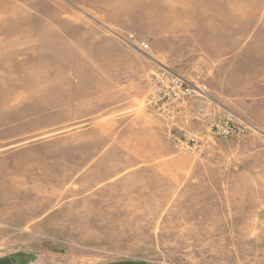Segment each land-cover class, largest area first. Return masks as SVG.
<instances>
[{
  "label": "rangeland",
  "instance_id": "1",
  "mask_svg": "<svg viewBox=\"0 0 264 264\" xmlns=\"http://www.w3.org/2000/svg\"><path fill=\"white\" fill-rule=\"evenodd\" d=\"M82 36L191 86L159 126L174 169L84 101ZM0 264H264V0H0Z\"/></svg>",
  "mask_w": 264,
  "mask_h": 264
},
{
  "label": "crops",
  "instance_id": "2",
  "mask_svg": "<svg viewBox=\"0 0 264 264\" xmlns=\"http://www.w3.org/2000/svg\"><path fill=\"white\" fill-rule=\"evenodd\" d=\"M79 29L82 33L86 31L82 30L85 27ZM86 32L94 33L91 29ZM76 40L77 53L74 60L77 66L74 64L73 67L78 72L73 73L74 76L82 77L83 83H86L82 88L77 86L79 91L82 90L84 101L88 98L92 102L88 106L97 107L100 111L105 109L120 120L128 116V123L135 127L131 128L130 137L124 135L125 142L122 146L140 161L137 165L151 163L154 158L161 156L168 160L158 161V169L163 172L174 169V161L169 159L170 150L159 127L161 121L172 120L174 116L162 120L156 114L151 116L143 112V106L139 104L153 90L149 64L121 44L102 36H96L92 40L82 36ZM70 46H74V43ZM79 64L82 67H78Z\"/></svg>",
  "mask_w": 264,
  "mask_h": 264
},
{
  "label": "built area",
  "instance_id": "3",
  "mask_svg": "<svg viewBox=\"0 0 264 264\" xmlns=\"http://www.w3.org/2000/svg\"><path fill=\"white\" fill-rule=\"evenodd\" d=\"M143 46L142 48H147V45ZM150 80L153 90L146 96L145 106L151 111L153 109L162 120L172 118L174 110L193 92L183 78L162 66L151 71ZM250 129V126L240 119L222 117L210 126L209 134L212 137H243ZM194 140V137H191L182 146L191 149Z\"/></svg>",
  "mask_w": 264,
  "mask_h": 264
}]
</instances>
